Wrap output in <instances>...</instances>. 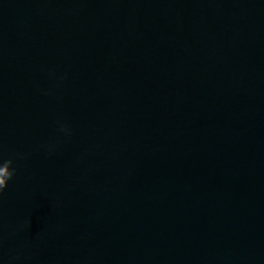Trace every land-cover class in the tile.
Listing matches in <instances>:
<instances>
[{
	"label": "water",
	"instance_id": "95a60500",
	"mask_svg": "<svg viewBox=\"0 0 264 264\" xmlns=\"http://www.w3.org/2000/svg\"><path fill=\"white\" fill-rule=\"evenodd\" d=\"M0 152V264H264V0H0Z\"/></svg>",
	"mask_w": 264,
	"mask_h": 264
},
{
	"label": "clouds",
	"instance_id": "9594fccd",
	"mask_svg": "<svg viewBox=\"0 0 264 264\" xmlns=\"http://www.w3.org/2000/svg\"><path fill=\"white\" fill-rule=\"evenodd\" d=\"M59 131L65 135H71V129L63 123L58 122ZM18 156L19 154H13ZM16 163L15 159L11 156L7 159L3 157L2 152H0V198L3 197L5 189L8 187L9 181H11L17 174V168L14 166ZM29 221H24L19 228H24L29 225ZM15 259V258H13Z\"/></svg>",
	"mask_w": 264,
	"mask_h": 264
}]
</instances>
